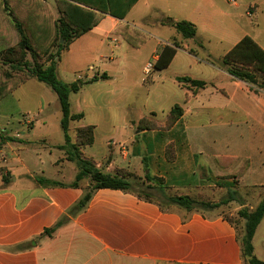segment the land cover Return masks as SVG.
Wrapping results in <instances>:
<instances>
[{
  "label": "crops",
  "instance_id": "crops-1",
  "mask_svg": "<svg viewBox=\"0 0 264 264\" xmlns=\"http://www.w3.org/2000/svg\"><path fill=\"white\" fill-rule=\"evenodd\" d=\"M64 1L100 15L95 27L61 51L56 67V75L61 61L78 67L100 65L106 71L86 75L77 92L92 88L95 104L92 121L69 123L73 143L78 128L92 127L93 141L79 146L81 157L102 174L123 177L132 188V179H139V186L163 200L189 197L218 204L234 189L240 202L237 209L252 211L264 197V90L233 78L220 63L248 35L241 32L236 37L223 24L228 13L218 8L221 0L207 7L186 0L185 7L181 0H136L123 18L109 11L123 12L130 0H111V8L104 0H87L107 9L106 13ZM45 2L57 20V0ZM61 6L77 20L83 17L66 4ZM153 13L158 16L152 17ZM250 13L253 16L255 10ZM167 19L192 23L195 37L183 39L171 31L165 36L162 29L174 30ZM139 36L145 37L140 48L132 44ZM165 47L175 52L168 66L158 70L154 64ZM136 48L146 50V59L154 62L148 73L149 62L124 57ZM101 74L107 79L89 82ZM182 78L205 85L195 88L178 81ZM30 80L35 79L28 78L20 86ZM74 82L79 79L65 83ZM140 89L148 106L133 116L127 101ZM154 99L166 101L161 114L153 108L154 101L149 103ZM35 104L38 114L45 112L40 120L45 131L39 137L23 138L24 130L35 129L36 118L28 119V112L15 120L10 107L0 111V264H247L241 256V235L227 218L214 212L230 202L205 209L210 214L141 200L134 188V193L98 189L83 210L70 215L69 210L89 191L90 178L73 185L78 168L59 148L64 140L57 145L49 142V126L58 119L60 128L61 112L52 119L41 100ZM176 105L182 112L168 122ZM51 149L59 154L45 168L41 155L48 150L50 156ZM146 175L160 180L163 191L147 182ZM59 222L51 235L44 234ZM243 225L242 220V229ZM251 243L253 256L264 263V218Z\"/></svg>",
  "mask_w": 264,
  "mask_h": 264
},
{
  "label": "trees",
  "instance_id": "trees-1",
  "mask_svg": "<svg viewBox=\"0 0 264 264\" xmlns=\"http://www.w3.org/2000/svg\"><path fill=\"white\" fill-rule=\"evenodd\" d=\"M79 2L91 9L101 12H108L107 9L94 5L87 0H72ZM136 0H130L125 6L123 12L109 11L117 18H123L130 6ZM111 8V0H104ZM68 5L71 9L83 13V17L77 20L74 13L70 14L64 10L61 4ZM59 17L54 20L51 10L48 8L45 0H0V45L7 42L12 30L17 35V42L11 46L0 49V100L13 92L28 78H34L36 81L48 86L59 102L61 120L60 128L64 139V144L60 149L66 151L68 159L74 161L78 168L73 185L83 177L90 178L89 191L69 210L70 215L83 210L91 198L92 192L98 189H113L123 192H133L132 185L123 177L108 176L94 169L92 164L81 157L79 146L89 145L93 141V131L91 126L78 128L75 131V143L71 141L68 133L69 123L82 118V114H72L70 111L69 95L77 93L80 89V83L74 82L67 84L60 81L56 75L57 62L60 60L61 51L65 50L70 42L91 30L97 25L99 14L86 10L75 5L66 3L64 0H57ZM176 33L183 39H192L196 35L195 26L188 21H176L167 19ZM137 33V32H136ZM145 37L139 36L138 41L132 43L133 46H140ZM62 40V43L59 41ZM178 47L177 43H174ZM56 48L54 55L50 50ZM174 50L165 47L160 58L155 62L154 67L158 70L168 66ZM43 56H46L44 59ZM43 60V61H42ZM222 66L226 67L230 76L244 81L264 90V50L249 36H244L228 53L220 60ZM107 76L101 74L99 77H93L89 82L105 80ZM179 82L189 83L195 88L204 87L201 81H194L187 78L178 79ZM182 110L179 106H174L169 112L168 122H172L180 116ZM142 124L145 121H141ZM147 182L155 183L160 192L163 191L162 182L149 175L145 176ZM40 184H49V181L37 179ZM147 188H150L147 186ZM134 193V192H133ZM136 197L151 201L150 198L140 193H135ZM234 195L227 194L226 198L219 201L218 204L197 202L189 197H175L164 200L169 204H176L186 210L216 208L234 200ZM238 216L244 221L240 240L241 256L247 264H264L253 256L252 238L255 230L261 220L264 218V197L258 205L252 210L240 209ZM60 225L57 223L54 227L46 229L45 235H51L55 228ZM34 243L30 242L29 246Z\"/></svg>",
  "mask_w": 264,
  "mask_h": 264
},
{
  "label": "rangeland",
  "instance_id": "rangeland-1",
  "mask_svg": "<svg viewBox=\"0 0 264 264\" xmlns=\"http://www.w3.org/2000/svg\"><path fill=\"white\" fill-rule=\"evenodd\" d=\"M187 2L192 3H202L206 5V7L211 3V1H214L215 3H218L217 0H186ZM182 6L185 7L186 3L185 0H181ZM218 8L222 9L223 11L228 13L227 19H224L223 17V24L229 28L232 33L237 37L241 36V32L247 33L249 37L254 38L257 40V42L264 45V0H221L219 1ZM237 4L238 7H235L234 5ZM250 7V8H249ZM252 10H255V14L252 16L250 12ZM158 13V12H157ZM157 13H153L152 17L158 16ZM163 13V12H161ZM162 31L165 33V36H167L170 31L171 33L176 34V32L173 29H162ZM240 34V35H238ZM17 42V35L14 30H12V35L10 39L5 42L4 44L0 45V49L6 48L8 46H11ZM141 47V46H140ZM138 47V48H140ZM136 50H129L128 53L125 54L124 57L128 58H134L141 62H149L154 63L152 59H146L147 58V52L144 49H138ZM56 52V48H52L50 50L51 55H54ZM114 54H118V50L113 51ZM122 53V52H121ZM133 53V54H132ZM122 54V55H123ZM132 56V57H131ZM186 57V56H185ZM45 59L46 56H43ZM43 61V60H42ZM70 63V64H69ZM69 63L65 61L59 62L58 68H57V78L62 82H71L72 80L78 78L79 82L78 84L85 78L87 75H93L97 72L102 73L106 72L103 70V66L100 65H92V67H78L79 65H76L74 63ZM103 70V71H102ZM115 73L118 74V70H114ZM120 79V76L118 77ZM31 82H28L25 85L20 86L18 90H15L11 95L5 96L3 99L1 105H0V111L6 110L10 107L8 111H13L14 115L12 116L15 120L22 119V113L28 112V119L35 117V129L32 131V129L24 130L23 132V138L28 139L31 138L29 136H41L45 129L41 125L40 120L43 116H45V112L43 114H38L35 107L36 102L38 100H41L43 107L48 110L47 113L50 114V118H54V116L57 115L59 117L60 115V107L59 102L55 96V94L52 92V90L47 87L46 85L37 82L36 80H30ZM120 81V80H119ZM138 90H136L137 92ZM93 95L94 91L92 88H88L86 86L81 92L77 94H71L69 98V104H70V111L71 113H82L84 115V118L80 121H75L74 125L80 124L81 122L87 123L93 120L94 116V109L95 104L93 101ZM18 99V101H17ZM2 100V99H1ZM0 100V101H1ZM157 99H154L150 101L149 103H153V108H155L156 112L161 114L162 110H165L166 101L165 100H159L158 103H156ZM128 104H130V107L134 110L132 111L133 116H136V113L138 111L144 112L147 104V99L145 98V95L143 94L142 89L138 91V94H136L134 97L131 95V98L129 101H127ZM17 109L23 110L21 113H17ZM46 110V111H47ZM56 124V127H54ZM75 135V133H74ZM63 135L59 128V121L51 122V125L49 126V142L51 145H57L63 143ZM48 151V150H46ZM43 151L41 157H43L42 162L44 163V167L48 168V160H52V158H55L58 156L59 152L56 149H51L52 154L49 156V152ZM47 172V170H46ZM6 182L9 183L10 179L7 177ZM139 180V179H138ZM136 178L132 179L133 188L135 191L139 192L140 194L147 196L148 198L152 200L159 201L161 203L166 202L161 198L158 194L155 192L145 189L141 185V182H139ZM236 190L230 189L227 194L234 195V200L230 202V205H224L219 207L218 209H215V213L227 218L235 227L238 235L242 234V220L238 216L239 209V197L236 194ZM227 194L222 198H226ZM251 196V197H250ZM253 195L246 196V198L249 200L252 198ZM245 210H248V208H242ZM204 213H210V211L205 209H199ZM211 214V213H210Z\"/></svg>",
  "mask_w": 264,
  "mask_h": 264
},
{
  "label": "built area",
  "instance_id": "built-area-1",
  "mask_svg": "<svg viewBox=\"0 0 264 264\" xmlns=\"http://www.w3.org/2000/svg\"><path fill=\"white\" fill-rule=\"evenodd\" d=\"M153 68V64L147 63L145 66V73H148Z\"/></svg>",
  "mask_w": 264,
  "mask_h": 264
}]
</instances>
